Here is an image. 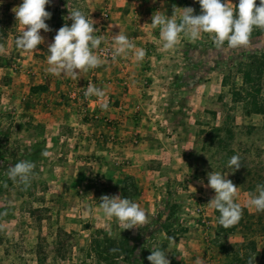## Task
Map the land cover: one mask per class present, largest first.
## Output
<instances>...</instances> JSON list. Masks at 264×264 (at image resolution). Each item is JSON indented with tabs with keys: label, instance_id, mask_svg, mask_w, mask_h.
<instances>
[{
	"label": "rangeland",
	"instance_id": "rangeland-1",
	"mask_svg": "<svg viewBox=\"0 0 264 264\" xmlns=\"http://www.w3.org/2000/svg\"><path fill=\"white\" fill-rule=\"evenodd\" d=\"M20 3L0 0V174L21 160L35 167L31 195L20 197L16 186L0 192V264H38V257L47 264H150L157 248L169 264H264V212L245 206L247 193L264 184V115L244 116L241 103H231L241 90L243 57L264 53V29L254 28L246 48L182 34L165 51L159 29L149 25L152 14L179 19L191 7L199 15L194 0H50L51 31L41 30L44 42L24 52L15 46L22 29L13 9ZM73 9L103 37L94 50L102 63L77 79L47 71L48 46L71 25ZM118 33L145 50L142 61L135 49L113 58ZM89 85L104 97L86 96ZM224 124L255 128L238 133L229 148V159L240 158L234 172L201 146L202 131ZM212 171L238 188L243 211L232 226L220 225L208 205ZM104 195L138 203L148 219L128 229L124 256L99 262L89 256L94 231L116 239L124 229L99 209Z\"/></svg>",
	"mask_w": 264,
	"mask_h": 264
},
{
	"label": "clouds",
	"instance_id": "clouds-1",
	"mask_svg": "<svg viewBox=\"0 0 264 264\" xmlns=\"http://www.w3.org/2000/svg\"><path fill=\"white\" fill-rule=\"evenodd\" d=\"M200 6V14L194 15V9L185 7L179 19L173 14L168 17L162 11L152 14V29H159V38L163 50H171L177 45L181 35L196 40L202 34H208L219 48L227 44L231 49L246 48L250 44L251 33L254 28L264 29V0H238L234 6L229 0H194ZM50 0H21L19 6L13 9L16 24L21 29V35L15 39V46L24 52H33L38 45L44 42L41 30L51 31L46 21L51 13L46 11ZM67 19L72 23L64 24L55 34L53 42L48 46L47 71L55 76H67L77 79L81 71H88L98 67L102 61L94 50L98 49L103 37L97 35L94 21L79 9H73ZM114 52L113 58L127 55L135 49V59L140 62L146 52L137 48L126 34L112 37ZM86 96L103 98L102 89L89 85ZM103 107H107L106 104ZM47 155V153H44ZM227 166L232 172L238 170L240 158L233 155ZM34 164L29 160H21L7 169V177L27 187L34 175ZM226 173L211 172L207 175L206 187L212 189L214 197L208 203L219 213L218 223L229 227L241 219L242 206L236 202L238 188ZM98 205L102 214L109 220H115L123 225L125 230L138 228L147 222V214L136 202L121 196H107L100 198ZM245 206L258 213L264 212V184H257L254 191L247 193ZM171 239V238H170ZM167 255L157 248L147 257L150 264H169ZM250 264H254L250 261Z\"/></svg>",
	"mask_w": 264,
	"mask_h": 264
},
{
	"label": "trees",
	"instance_id": "trees-1",
	"mask_svg": "<svg viewBox=\"0 0 264 264\" xmlns=\"http://www.w3.org/2000/svg\"><path fill=\"white\" fill-rule=\"evenodd\" d=\"M257 6L259 5V0H256ZM258 29V28H257ZM247 63H244L245 69L241 66L237 68V73L242 75V86L239 92H233L231 95V103L237 104L241 103L244 116H263L264 115V96L262 95V80H263V68H264V53L248 54L243 57ZM259 62L257 78L254 79V71L252 69L255 62ZM214 119L216 117L215 113L208 112ZM255 129L252 126H237V125H227L224 124L221 127L211 126L206 131H202V141L201 146L203 151H213V157L219 161H224L225 164H228L229 157L227 156L230 146L235 140V137L238 133L246 132V135L251 134V130ZM260 130H264L263 126H260ZM39 144H36L31 147V149H37ZM36 153V152H35ZM30 181V184L25 187L22 184L10 180L4 173L0 174V192L3 190V187L10 186L17 188V193L20 197L29 196L32 194L33 185ZM119 237L116 239L106 238L103 235L101 229L94 231L89 246V256L90 253L100 261H106L114 255L124 256L128 248V234L129 230L118 229ZM111 249L110 251H108ZM46 261H43L38 257V264H47Z\"/></svg>",
	"mask_w": 264,
	"mask_h": 264
},
{
	"label": "crops",
	"instance_id": "crops-1",
	"mask_svg": "<svg viewBox=\"0 0 264 264\" xmlns=\"http://www.w3.org/2000/svg\"><path fill=\"white\" fill-rule=\"evenodd\" d=\"M173 15V14H172Z\"/></svg>",
	"mask_w": 264,
	"mask_h": 264
}]
</instances>
